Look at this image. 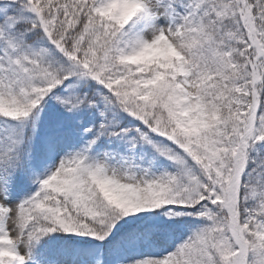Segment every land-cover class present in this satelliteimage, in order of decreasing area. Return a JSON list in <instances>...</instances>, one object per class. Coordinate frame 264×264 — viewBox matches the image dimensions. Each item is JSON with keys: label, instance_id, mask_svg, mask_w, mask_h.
Masks as SVG:
<instances>
[{"label": "snow or ice", "instance_id": "6c2138e0", "mask_svg": "<svg viewBox=\"0 0 264 264\" xmlns=\"http://www.w3.org/2000/svg\"><path fill=\"white\" fill-rule=\"evenodd\" d=\"M0 264H264V0H0Z\"/></svg>", "mask_w": 264, "mask_h": 264}]
</instances>
